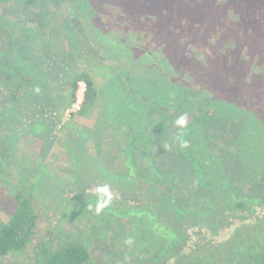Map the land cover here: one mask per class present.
<instances>
[{
    "label": "rangeland",
    "instance_id": "1",
    "mask_svg": "<svg viewBox=\"0 0 264 264\" xmlns=\"http://www.w3.org/2000/svg\"><path fill=\"white\" fill-rule=\"evenodd\" d=\"M201 1L193 14L189 13L190 9L184 10L187 11L188 18L195 17L194 38L185 40V43L182 42L180 47H177V44L171 45L168 42L169 36L164 18H144L140 16L141 14L133 13L132 10L131 12L127 9L118 10L113 7L112 0H69L66 7L60 10L54 9L44 0L32 3L0 0V59L10 61L7 58L11 55L8 54L11 53L10 48L23 47L14 52L18 59H26L27 63H33L36 67L33 70L38 75L44 72L46 76L51 74L48 79L49 85L58 81L55 90L53 88L51 94L46 97L50 100H46L45 104L41 105L44 101L40 100L39 95L33 96L36 87L32 84L20 83V91L14 96L15 81L10 84L12 90L7 89L2 84L3 76L0 75V107L5 106L4 112L17 108L21 116L25 114L24 117L20 116L21 118L14 117L13 121L0 119V141L7 139L3 145L0 142L3 161L7 164L5 172L0 170V173H6L0 176V220L6 221L11 216L16 206L14 195L17 190L25 188L39 215V229L33 245L50 235V229L54 224L56 225L58 214L55 210L57 207L54 196L45 193L48 188L53 189L57 185L55 180H63L65 172L73 171L70 167V158L63 147L64 143L76 148L88 159L94 158L101 162L110 171L122 173L124 151H127L132 159L140 160L141 162H137L141 163L142 167H147L144 160L152 147L155 153H160L161 157L166 159L168 147L174 145L176 137L196 121L194 124L197 122L198 124L193 126L194 134L199 142L206 144L209 148L208 152L212 153L210 175L221 185L224 181L227 183V187L220 188L223 202L221 198L218 199L216 192L204 190L200 185L201 181H198L199 178L197 181L187 179L191 180L189 191L185 188V191H182L179 184L173 198H171L173 191L166 186L159 188L148 185L147 192L145 189L137 192L122 191L117 189V186L109 185L114 193L113 200L123 201L121 205L123 209L119 212L121 226L116 228L105 220L106 224H101L99 227L100 240L95 236L92 226L87 225L86 217L76 223H74L75 219L70 222L63 221L64 230L78 234L75 228L77 224H80V229L86 228L82 237L90 239L87 241L95 264H175L187 258L207 264H233L227 257L226 249L228 250L231 242L238 237L237 230L240 228L244 231L243 227L246 224L252 222L256 216L264 214V186L261 182H257L260 177L264 181L261 171L263 164L261 162L256 164L254 182L251 180V174L254 172L248 175L249 171L246 172L248 169L244 170L242 167V163L256 158L255 129L245 130L244 126L238 125L237 120L225 121V117L221 118L224 120L222 123L216 116L223 112H218L212 106L206 108L201 106L198 113L191 109L189 102L186 105L182 101V95L179 94H182L184 85L192 90H196L197 86L182 73L163 79L164 81L151 83L153 91L157 90L164 96L172 90L177 92L175 101L178 103L177 106L182 108L174 110L168 103L169 99L165 97L164 106L152 102L151 94L147 90L150 84L145 85L148 88L144 90L140 86V79L129 75L122 67L127 59L129 47L134 58L138 53L141 54L140 49L152 48L143 47L146 43L139 40L136 32L140 34L141 31H145V35H151V39L156 44L163 42L162 48L165 50L172 49L177 52V48L187 46L186 48L192 51V59L189 63H193L192 65L198 67L199 71L200 65H207L209 74L199 72L202 81L207 80L211 86L219 88L222 86L221 81L226 80L227 74L232 72L239 91L248 89L247 86L252 88L250 92L241 94L246 96L252 93L248 97L250 104L237 101L236 105L249 110L247 116L255 115L264 125V98L259 100L255 94L256 75L253 72L254 59L256 63H264V47H261L264 45L260 44L257 38L264 32V11L256 12V7H253L238 12L230 2ZM204 10L210 12L212 16L209 18ZM176 14L183 15L181 11ZM242 22L244 25L241 31L244 35L241 36L239 33H234L232 27ZM206 25L214 31V35L217 34L215 42L212 38L206 37V28L202 30ZM95 29L110 39V44H104V47H112L115 50L120 42L126 41L130 44L129 46L124 44V49H121L123 53L115 51L106 53L103 45H100V38ZM12 31L23 35L22 42L20 38L14 37ZM157 34L160 38L153 39L152 35L156 37ZM228 36L237 39L235 46L230 49L231 58L221 54L225 40L229 39ZM172 37L174 42L178 41L177 35ZM26 41L30 42L29 45L23 46ZM17 64L20 65V62L18 61ZM106 66H111L112 78L105 77L104 71L98 69ZM84 67L91 69L98 85L100 94L98 107L89 117L71 116L80 108L85 87L82 82L78 84L76 103L63 113L70 77L79 73ZM125 67L129 71L130 68L127 65ZM0 74H3L1 68ZM28 75L33 78L30 72ZM227 85L225 82L222 87ZM164 90L167 93H164ZM129 92L132 95L135 92L131 100L133 103L143 101L144 121L151 122L150 119L154 121L160 113L168 118L173 116L169 118L170 124L164 125L167 129L165 132L150 130L146 122L138 126V132L124 134L125 140L121 137V129L113 130L116 126L108 124V122L112 123L109 109L116 101L123 100L125 95L128 97ZM49 93L40 94L44 96ZM24 94L32 95L29 99H25ZM16 103H19L18 107ZM184 114L188 117V127L180 129L174 122ZM19 119L22 122H18ZM29 120V124L23 125ZM35 120L37 123L34 125ZM40 122L42 126H39ZM125 142H127L126 147H124ZM235 145L240 147L242 155H246L245 158L239 157ZM42 168H44V177L39 188L36 187L33 178ZM186 176L180 175L184 180L183 186L187 184ZM103 183L96 174L84 181L78 180L74 184L64 186V191L59 197L71 198L76 195V191L94 194L92 189ZM225 194L230 204L225 203ZM237 201L245 203L247 210L237 211L235 209ZM124 220H129L131 224H126ZM160 224L170 225L176 236L170 241L164 239L165 233L159 229ZM129 237L134 240L131 246L125 244V240ZM205 242H208L206 248L198 249ZM219 246L224 247L221 254L217 252ZM31 248L26 253L1 258L0 264H32L27 256ZM202 251L211 253L206 254Z\"/></svg>",
    "mask_w": 264,
    "mask_h": 264
},
{
    "label": "trees",
    "instance_id": "2",
    "mask_svg": "<svg viewBox=\"0 0 264 264\" xmlns=\"http://www.w3.org/2000/svg\"><path fill=\"white\" fill-rule=\"evenodd\" d=\"M17 1H30V3H32L38 0ZM44 1L54 9L60 10L66 7L69 0ZM154 1L155 3H153ZM215 2H230V4H232V6H234L238 12H244L245 10L253 7H256V12L259 10L264 11V0H215ZM201 3V0H112L113 7H116L118 10L127 9L130 12L132 10L133 13L141 14L140 16L144 18H164L166 28L168 30V42L171 45L177 44V47H180L182 42L185 43V40L187 41L192 37L194 38L193 29L196 24L193 23V20L195 21V17L192 18L190 16V18H188L186 13L187 11L184 10L190 9L191 11L189 13L193 14V12H195V8ZM178 11H181L183 15L180 16L179 14H176ZM204 11L209 18L212 16L210 12L207 13L206 10ZM243 25L244 22L238 26L234 25L232 27L234 28V33H239L241 36L244 35L241 31V29H243ZM180 26L182 29H180ZM206 26L202 28V30L204 31L206 28V37L208 39L212 38V40L215 42L217 34L214 35V31L209 29V26ZM12 27L13 25H11V28ZM10 29L9 32H11ZM95 32L100 38V45H103V49L106 53H111L113 51L117 53H123L121 49H124V44H127L128 46L130 44L126 41H124V43L120 42L118 47H115V50H113L112 47H104V44H110V39L98 29H95ZM144 32L145 31H141L140 34L136 32V34L139 35V40H142L146 43V46L143 47L152 48L146 49L147 51L140 49L141 54L138 53L134 58L131 48L129 47L128 49L126 47L129 53L126 54L127 59L122 66L125 68L126 72L133 77L137 76L140 79V86L144 88V90L148 88L145 85L150 84V87L147 90H149L151 94L150 99L152 102H158L160 105L164 106L165 97L167 100L169 99L168 103L170 104L171 109L174 110L182 108V106H177L178 103L175 101L177 92H172L174 91L172 90L164 96L157 90L153 91L151 88V83L152 81H164L166 78H172L181 73L184 75V77H188L189 80H191L193 84L197 86V89L192 90L184 85L183 92L179 95H182V101H184L186 105L189 102L191 109H194L198 113V110L201 108V106L202 108H206V106H212L215 107L218 112H223L222 114L219 113L216 116V118H219L222 123H224V120L226 121L227 119H234L235 121L237 120L236 122H238L239 126H244L246 128L245 130L248 128L255 129L256 158L255 160H252L251 158L249 160L250 162L242 163V167L244 170L248 169L246 170V172L249 171L247 172L248 175L254 172L251 174V180L254 182V179H256V164L261 162L263 164L261 171L262 175H264V125L259 119L255 117V115L247 116L248 112H250L249 110L236 105L237 101L250 104L248 97L252 95V93L247 94L246 96H241V94L243 92H250V89L252 88L247 86L248 89H245L243 92L239 91L237 80L235 79V75L232 72L228 73L226 80L223 79L220 83L223 86L226 82L228 84L226 87L219 86V88H215L214 86H211L207 80L202 81L199 75L200 71L202 74H209L207 65H200L199 71L198 67L192 65L193 63H189L190 59H192V51L187 49V46H183L184 48L180 49L177 48V52L172 49L165 50L162 48L164 45L163 42L156 44L151 39V35L147 36ZM12 34L14 37H16V39L20 38V41L22 42L24 38L23 35L21 36L14 31H12ZM174 35H177L178 37L177 42H174L173 40L172 36ZM251 36L254 37V35ZM152 37L153 39L156 38L155 40L160 38L158 34L156 37L153 35ZM228 37L229 39L225 40L221 54L225 55L227 58H231L230 54H232V51H230V49L235 46L234 43L236 38L232 36ZM257 38L260 44L264 45V32H262L260 37ZM29 41H26L23 46L29 45ZM156 45L158 46L155 47ZM21 48L23 47L10 48L11 53L8 54L11 55L7 57L10 59V61H2L0 59V68L3 70V74H0L3 76L2 84H4L7 89L12 90V86L10 84L12 81H15L16 89L13 91V93H15L14 96L18 94V91H20V83L25 82V84H32L34 87H36V89H39V92L36 90L33 91V96L39 95L40 100L42 99L44 101L41 105H44L47 100L46 97L51 94V90L53 88V90H55L56 83L58 81L49 85L48 79L50 78L51 74L46 76L44 72L38 75L36 71L33 70L36 68L33 63H27L26 59H18L14 55V52L18 49L20 50ZM114 54L116 55V53ZM195 55L198 57L197 54ZM110 59L112 60L113 58ZM18 61L20 62V65L17 64ZM125 65L130 68L129 71ZM98 69H100V71H104L105 77L112 78L113 70L111 66L98 67ZM28 72L31 73L33 78L28 75ZM91 72V69L84 67L79 73H75L70 77L69 92L65 101L63 113L71 109L76 103V92L80 82H82L85 86L83 100L80 104L79 110L74 112L71 116L77 115L80 117H89L90 114L95 109H97L100 94L98 85ZM253 72L256 75L255 94L260 100V98H264V63H256V59H254ZM45 78L47 80H45ZM130 91L132 92V90ZM42 92L50 93L48 95L42 96L40 94ZM131 92H129L128 97L125 95L123 100L120 102L116 101V103L113 104L109 109V114L111 115L110 118L112 119L110 120L109 118V120L112 123L108 122V124L116 126L113 130L115 131L117 128H119V130L121 129V137L125 140L126 135L124 134L129 132H138V126L144 125L146 122V124L149 125L150 130L156 129L160 132H165L167 129L164 128V125H169V118H173V116L168 118L164 115H161L160 113V115H158L154 121H152L153 119H150L151 122H148L147 120L144 121L145 118H143V110L145 109L143 108V101H136L134 104L131 100L134 98L133 96H135V92L133 95ZM164 93H167V91L165 92L164 90ZM126 94H128V92ZM31 95L24 94L25 99H29ZM40 100H38L37 103H39ZM14 106L15 104L13 107ZM18 106L19 103H16V107ZM4 109L5 106L2 105V107H0V119L12 120L14 117L17 119L21 116V112L17 108H14L9 112H4ZM24 116L25 114L21 117ZM223 117H225L224 120L221 119ZM18 122H22V120L19 119ZM29 123L30 120L25 121L23 125ZM36 123L37 122L35 120L34 125ZM194 123L188 125L190 128H187L188 126L185 127L187 129L183 130L181 134L176 137L175 144L168 147V157L166 159L161 157L160 153H155V149L152 147L150 152H147V160H144L147 167H142V164L138 163L141 162L140 160L132 159V157L127 154V151H124V171L122 173L110 171L108 168L102 165L101 162H98L94 158L88 159L87 157L83 156L76 148L64 143L63 147L70 158V167L73 171L69 170L68 172H65L63 180H55V183L58 185V187L56 185L53 189L48 188L47 193H45V195L48 194L49 196L52 194V197L54 196L55 198V207H57L55 210L58 214L56 225L54 224V226L51 227L50 235H47L42 241L33 245L38 234L39 215L26 189L24 188L17 190L14 195L16 206L13 213L6 221L0 220V259L10 255L26 253L28 249L32 247L27 255L32 264H95L88 245V241H90V239L82 237V235L85 234L86 228L80 229V224H77L75 228L78 230V234L65 232L63 221L70 222L75 219L74 223H76L77 221L84 220L83 218L86 217L87 225L92 226L95 236L99 237L98 240H100V232L98 231L101 224H106L105 222L107 221L110 225H113L116 228L121 226L122 222L120 221L121 217L119 212H121V209H123L121 206L123 201L121 202L119 200H113L109 207L97 214L95 211V194L76 191V195L71 198L65 196V198L62 199L59 196H61V193H63L64 186H67L68 184H74L78 180L84 181V179L93 177L96 174L97 177H99L104 182L103 184H108L112 187L117 186V189L122 191L134 190L138 192L139 190L145 189L147 192L148 185L159 188L166 186V188L173 191L171 198L174 197L176 188L179 184H181L180 189L182 188V191H185V189L189 191V188L191 187L189 183L191 180L197 181L199 178L198 181H201L200 185L203 187V189H206L210 192H216L217 196L219 197L218 199H220L223 194L221 193L220 188L224 186L227 187V183L224 181L223 185H221L217 183V181L210 175L209 167L212 165L210 163V154L212 153L210 151L208 152L209 148L206 146V144L197 140V136L194 134L193 126L197 125L198 122L197 124ZM39 126H42L41 122L39 123ZM0 142H2L3 145L7 142V139H3ZM184 142L187 143V147H181V144ZM126 146L127 142L124 143V147ZM1 150L2 147L0 148V170L2 169L5 172V167H7V164L3 161ZM235 150L236 152H239L240 158H245L244 156L246 155H242L240 147H236L235 145ZM173 159L176 160L174 161ZM239 167L241 168V166ZM43 169L44 168L39 170L36 176L33 178L36 187L39 188L41 179L44 177ZM3 174L6 173L2 172L0 173V176ZM184 174L187 175L186 180L191 179L187 180V184L185 186H183L184 180H182L180 177V175ZM19 178L21 181H23L21 177ZM260 178L257 179V182H261L264 186V181H262ZM59 193L60 195H57ZM220 200H222V202L224 201L222 198ZM225 203L230 204L227 196ZM88 205H91L92 207H88ZM247 208V205L243 202L237 201L235 204V209L237 211H246ZM253 212L256 213V211ZM124 221L128 225L131 224L129 220ZM243 228L244 231H242L240 228L237 230L238 237L231 242L228 250L226 249L228 259H230L233 264H264V214L262 216H256L252 222H249ZM159 229L165 233L164 239L167 241H170L171 238L173 239L176 236V233H174L175 231L170 225L160 224ZM51 234H53V236H51ZM207 243L208 242H205V244L198 249L206 248L208 245ZM223 248V246H219L217 251L218 254H221V250ZM204 253L208 254L211 252L208 251V253ZM175 264L207 263H202V261L199 262L197 260L187 258L183 261L176 262Z\"/></svg>",
    "mask_w": 264,
    "mask_h": 264
},
{
    "label": "clouds",
    "instance_id": "3",
    "mask_svg": "<svg viewBox=\"0 0 264 264\" xmlns=\"http://www.w3.org/2000/svg\"><path fill=\"white\" fill-rule=\"evenodd\" d=\"M37 92H39V89H36ZM175 125L176 127L183 129L187 127L188 124V117L186 114L180 115L176 120H175ZM181 147H187V143L184 142L181 144ZM92 191L95 194L96 200H95V211L96 213H100L103 211L105 208L109 207L114 199V193L111 190V187L108 184H101L97 185ZM88 207H92L91 205H88ZM134 240L129 237L128 239L125 240V244L128 246L133 245Z\"/></svg>",
    "mask_w": 264,
    "mask_h": 264
},
{
    "label": "built area",
    "instance_id": "4",
    "mask_svg": "<svg viewBox=\"0 0 264 264\" xmlns=\"http://www.w3.org/2000/svg\"><path fill=\"white\" fill-rule=\"evenodd\" d=\"M85 87V86H84Z\"/></svg>",
    "mask_w": 264,
    "mask_h": 264
}]
</instances>
